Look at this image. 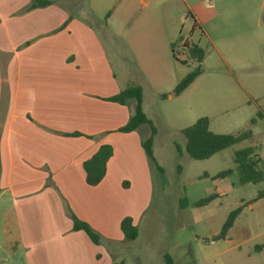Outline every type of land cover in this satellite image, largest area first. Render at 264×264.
Masks as SVG:
<instances>
[{
  "label": "crops",
  "instance_id": "obj_1",
  "mask_svg": "<svg viewBox=\"0 0 264 264\" xmlns=\"http://www.w3.org/2000/svg\"><path fill=\"white\" fill-rule=\"evenodd\" d=\"M52 1L28 10L30 0H0V264H111L112 248L124 243L121 220L135 226L149 196L141 147L149 131L118 132L134 103L107 99L138 86L151 121L150 85L153 106L189 87L172 95L183 78L172 73L173 46L171 55L163 52L165 71L142 63L137 83L119 80L94 29ZM101 145L112 157L91 187L83 163ZM67 208L101 237L99 244L73 230Z\"/></svg>",
  "mask_w": 264,
  "mask_h": 264
},
{
  "label": "rangeland",
  "instance_id": "obj_2",
  "mask_svg": "<svg viewBox=\"0 0 264 264\" xmlns=\"http://www.w3.org/2000/svg\"><path fill=\"white\" fill-rule=\"evenodd\" d=\"M58 1L94 29L118 79L125 76L129 85L145 76L139 72L142 63L165 71L163 52L170 54L173 45L180 62L172 73L185 77L198 65L202 71L182 97L170 102L155 100L153 106L148 87L147 109L156 130L155 165L142 149L149 196L136 220L137 238L112 248V262L166 264L168 255L172 264H264V249L253 251L264 246V197L256 200L264 178L240 184L233 161L235 151L251 147L264 176V0ZM186 41L203 51L201 63L189 59ZM168 87L166 82L162 89ZM201 117L208 118L214 134L250 130L252 137L207 160H192L181 131ZM144 130L150 132L143 126L140 134ZM223 171L230 175L215 178ZM210 195L216 198L195 206ZM239 207L233 226L220 238L227 216Z\"/></svg>",
  "mask_w": 264,
  "mask_h": 264
},
{
  "label": "trees",
  "instance_id": "obj_3",
  "mask_svg": "<svg viewBox=\"0 0 264 264\" xmlns=\"http://www.w3.org/2000/svg\"><path fill=\"white\" fill-rule=\"evenodd\" d=\"M55 3L52 0H30L28 10L35 8H43ZM187 41L183 43L184 47L188 50V57L191 60H196L201 63L204 57L203 51L194 44H188ZM174 47V45H173ZM176 62H180L177 57H174ZM201 68L198 65L196 69L189 72L183 77L172 90L173 96L180 95L185 91L194 80L200 76ZM165 97V96H163ZM142 90L138 86L127 87L120 91L117 95L108 98L107 101L117 103L120 105H127L129 102L134 103L132 113L127 123L118 130L120 133H130L136 131L141 126H148L150 129L147 139L141 142V147L149 160L151 165H155L153 158L152 145L156 135V130L151 121L146 117L142 109ZM258 117L260 115L258 114ZM251 124L255 121L251 120ZM185 139V153L187 156L196 161L207 160L213 155L235 145L242 141L249 140L252 137L250 130H245L236 135H221L214 134L209 130V120L207 117L197 119L191 126L184 128L181 131ZM73 134L71 136H76ZM112 157V148L109 145H101L98 150L83 163V170L85 174V183L88 186L94 187L98 185L106 173V165ZM234 164L239 176L240 184H256L263 181V172L261 169L256 168L257 161L254 159V150L251 147H246L234 152ZM230 175V171H223L215 176V178H225ZM264 197V191L260 192L257 199ZM216 198V195L202 199L195 203L196 207L205 206ZM68 216L72 221L74 231H83L89 240L97 245L100 243L101 237L96 234L87 224L78 220L71 211L67 208ZM241 207L233 210L227 216L221 231L220 238H224L226 233L233 226L234 220L239 215ZM120 231L124 237V241H134L138 236L136 227L132 224V219L125 217L121 220L119 225ZM166 264H172L171 258L166 255ZM111 264H124L123 262H112Z\"/></svg>",
  "mask_w": 264,
  "mask_h": 264
}]
</instances>
